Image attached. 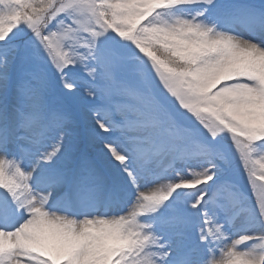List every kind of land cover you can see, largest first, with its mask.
<instances>
[{"label": "snow or ice", "instance_id": "1", "mask_svg": "<svg viewBox=\"0 0 264 264\" xmlns=\"http://www.w3.org/2000/svg\"><path fill=\"white\" fill-rule=\"evenodd\" d=\"M0 264H264V0H0Z\"/></svg>", "mask_w": 264, "mask_h": 264}]
</instances>
